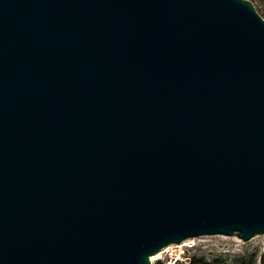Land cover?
I'll return each mask as SVG.
<instances>
[{
	"label": "water",
	"instance_id": "water-1",
	"mask_svg": "<svg viewBox=\"0 0 264 264\" xmlns=\"http://www.w3.org/2000/svg\"><path fill=\"white\" fill-rule=\"evenodd\" d=\"M264 235V19L250 0H0V264H150Z\"/></svg>",
	"mask_w": 264,
	"mask_h": 264
},
{
	"label": "rangeland",
	"instance_id": "rangeland-1",
	"mask_svg": "<svg viewBox=\"0 0 264 264\" xmlns=\"http://www.w3.org/2000/svg\"><path fill=\"white\" fill-rule=\"evenodd\" d=\"M184 242L192 246L189 248L190 252L205 254L207 257L222 256V264H237L238 257L248 258L253 253H256V257L251 264H259V254L264 252V235L242 241L234 235L208 234L189 237L180 243Z\"/></svg>",
	"mask_w": 264,
	"mask_h": 264
},
{
	"label": "built area",
	"instance_id": "built-area-1",
	"mask_svg": "<svg viewBox=\"0 0 264 264\" xmlns=\"http://www.w3.org/2000/svg\"><path fill=\"white\" fill-rule=\"evenodd\" d=\"M189 244H170L150 255V264H188L190 260Z\"/></svg>",
	"mask_w": 264,
	"mask_h": 264
},
{
	"label": "trees",
	"instance_id": "trees-1",
	"mask_svg": "<svg viewBox=\"0 0 264 264\" xmlns=\"http://www.w3.org/2000/svg\"><path fill=\"white\" fill-rule=\"evenodd\" d=\"M254 4L256 10L264 19V0H250ZM256 253H253L248 258L238 257L237 264H251L255 261ZM224 258L222 256L207 257L205 254L192 252L188 264H222ZM259 264H264V252L259 254Z\"/></svg>",
	"mask_w": 264,
	"mask_h": 264
}]
</instances>
